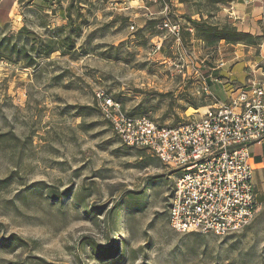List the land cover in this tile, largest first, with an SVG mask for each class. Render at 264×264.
Listing matches in <instances>:
<instances>
[{
  "label": "rangeland",
  "instance_id": "374dc122",
  "mask_svg": "<svg viewBox=\"0 0 264 264\" xmlns=\"http://www.w3.org/2000/svg\"><path fill=\"white\" fill-rule=\"evenodd\" d=\"M71 1L69 50L59 40ZM238 2L0 0V38L35 48L31 64L0 51V133L9 134L0 142V264H109L90 241L117 246L115 264H264V213L223 236L172 230L175 172L124 144L96 97L161 125L198 118L206 106L192 105L216 101L201 76L234 49L204 47L186 16L219 25ZM164 20L179 23V33ZM50 189L66 196L53 199ZM84 205L100 211L87 216Z\"/></svg>",
  "mask_w": 264,
  "mask_h": 264
},
{
  "label": "built area",
  "instance_id": "2783aa9c",
  "mask_svg": "<svg viewBox=\"0 0 264 264\" xmlns=\"http://www.w3.org/2000/svg\"><path fill=\"white\" fill-rule=\"evenodd\" d=\"M163 26L180 31L177 22L164 20ZM96 97L124 144L146 149L175 172L168 208L172 230L223 236L251 222L256 208L250 148L264 139L262 82L239 88L178 126L129 115L103 92Z\"/></svg>",
  "mask_w": 264,
  "mask_h": 264
},
{
  "label": "crops",
  "instance_id": "0c3cea01",
  "mask_svg": "<svg viewBox=\"0 0 264 264\" xmlns=\"http://www.w3.org/2000/svg\"><path fill=\"white\" fill-rule=\"evenodd\" d=\"M236 1L240 2L232 5L230 10H226V14H222L224 17L222 24L232 22L240 31L262 35L264 0ZM189 30L192 31L190 28ZM229 47L234 49V56L217 58L220 65L210 66V72L201 76L203 91L216 101L196 103V105H192L194 108L206 106L203 110L205 112L210 105L215 104V102L227 101L235 94V91L251 82H262L264 88V39L256 47L221 42L217 49L218 54L222 52V48L228 49ZM249 162L252 168L255 192V214L264 213V139L251 146Z\"/></svg>",
  "mask_w": 264,
  "mask_h": 264
},
{
  "label": "trees",
  "instance_id": "16d2710c",
  "mask_svg": "<svg viewBox=\"0 0 264 264\" xmlns=\"http://www.w3.org/2000/svg\"><path fill=\"white\" fill-rule=\"evenodd\" d=\"M51 1V0H47ZM188 0H179V2L183 3ZM229 0H205L207 4H217V3H224ZM72 1L69 3V5L66 8V11L68 13V22L66 25H64L61 30L68 31L65 32L64 36L60 38L61 44L65 46L67 49H72L74 47V40L72 33L77 29L76 26H74L71 15L69 14V8L71 6ZM198 13V12H197ZM209 14V13H208ZM3 15L4 11L0 12V27H4L5 24L3 21ZM200 18L192 19L191 16H186L187 21L191 23L190 28H194V34L197 39L201 40L204 47L211 48L215 47L220 41H224L227 44H244V45H254L256 46L259 44L263 39L264 36L262 35H254L249 32H243L237 29V27L232 22H226L224 24L218 25L215 23L208 22L207 18H203V15L199 13ZM24 29H22L23 31ZM20 33V32H19ZM51 43L48 42L45 46L47 49L46 52H52L53 49L50 47ZM35 48L30 47V49L23 48L20 50L15 42H12V38L10 35H4L0 38V51L5 52L8 51L9 53H14L15 55H18L20 53L23 54L25 58H27V64L33 63L35 58H33L32 54ZM9 134L6 132L0 133V142L7 139L6 137ZM49 196L53 199H57L59 197L66 196V193H56L54 190L48 191ZM85 214L87 216H93L96 214V212L100 211L99 207H93L90 210H87V206L84 205ZM13 241L17 243H22L23 240L19 236H16L13 238ZM8 245V244H7ZM89 245H91L92 250L94 252V255L96 259L100 261H106L109 262V264H115L118 263L120 260H122L123 254L119 253L116 254L117 246L113 249L110 248H104L99 244L94 243V241H90Z\"/></svg>",
  "mask_w": 264,
  "mask_h": 264
}]
</instances>
